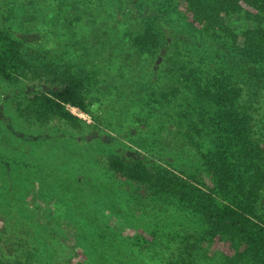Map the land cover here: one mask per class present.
Masks as SVG:
<instances>
[{
	"label": "trees",
	"instance_id": "trees-1",
	"mask_svg": "<svg viewBox=\"0 0 264 264\" xmlns=\"http://www.w3.org/2000/svg\"><path fill=\"white\" fill-rule=\"evenodd\" d=\"M18 1L0 0V15L1 2L9 8ZM25 1L26 5L18 2L15 11L30 25L46 19L33 15L61 10L63 4ZM69 1L66 6L75 15L69 23L77 28L90 26L85 37L93 39L84 38L85 47L99 55L102 75L113 81L116 66H133L144 54L164 49L158 64L147 72L153 84L145 83L146 91L165 87L168 95L181 90L193 95L195 111L185 117L199 139L191 148L199 155L201 170L178 171L169 157L156 158L164 159V165L149 166L147 153L143 158L115 156L105 161L119 181L135 185L143 195L173 197L172 203L189 211L185 225L177 224L181 234L161 264H175L170 262L173 257L179 262L185 257L189 264L192 257L184 256V251L200 250L207 237L244 244L252 260L264 264V0ZM4 24L0 17V76L15 87L22 86L15 89L18 117L28 123L78 128L81 119L70 108L90 115L88 80L62 62L39 58L38 45L26 32L31 28L15 35ZM131 87L129 93L145 91ZM165 102L164 97L160 103L153 102L151 111ZM89 201L102 224L98 229L117 235L99 206ZM6 210L0 202V264H97L84 251L73 253L53 226L54 219L42 223L45 252L38 244V231L21 227ZM187 224L195 229L182 230ZM101 239L102 233L96 242L105 259L111 258L113 246ZM128 243L127 238L117 247L120 264H130L135 254Z\"/></svg>",
	"mask_w": 264,
	"mask_h": 264
},
{
	"label": "rangeland",
	"instance_id": "rangeland-1",
	"mask_svg": "<svg viewBox=\"0 0 264 264\" xmlns=\"http://www.w3.org/2000/svg\"><path fill=\"white\" fill-rule=\"evenodd\" d=\"M18 2L27 4L25 0ZM18 2L9 8L1 2L4 27L15 35L31 28L26 32L36 48L38 45L39 58L62 62L88 80L92 107L90 115L70 108L81 119L78 128L28 123L15 112V89L20 85L15 87L0 76L1 204L18 225L38 231V244L45 252L48 245L42 223L54 219L53 226L73 253L84 251L94 263L114 260L120 264L122 255L116 257L117 247L128 238L129 250L135 253L130 264H161L174 239L181 234L177 224L185 225L184 216H189V211L172 203L173 197L143 195L135 185L119 181L108 171L105 161L115 156L143 158L147 153L149 166L164 165V159L156 158L169 157L178 171L201 170L199 155L191 148L199 139L185 117L186 112L195 111L192 93L181 90L168 95L165 87H150L146 91L144 84H153L149 83L147 72L158 64L164 49L144 54L133 66H116L111 81L102 75L103 68L98 70L102 67L99 55L85 47L84 38L93 39L85 37L90 26L83 24L77 28L75 23H69L75 17L71 7L66 6L69 0H57V5L63 2L61 10L33 15L32 18L46 19L34 20L31 25L20 18L22 13L15 11L20 8ZM104 6L109 13V2ZM128 87L145 91L129 93ZM163 97L165 106L152 112L151 104L160 103ZM89 199L99 206L118 237L98 229L102 224L96 220ZM184 228L195 229L192 224ZM101 233V241L113 246L108 260L96 242ZM184 256L192 257L189 264H258L246 245L209 237L200 243V250L192 254L184 251ZM184 261L185 257L182 262L173 257L170 262L188 264Z\"/></svg>",
	"mask_w": 264,
	"mask_h": 264
}]
</instances>
